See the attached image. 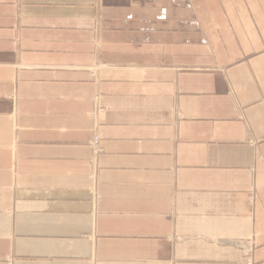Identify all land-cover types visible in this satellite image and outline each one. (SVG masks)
<instances>
[{
	"label": "crops",
	"instance_id": "0c3cea01",
	"mask_svg": "<svg viewBox=\"0 0 264 264\" xmlns=\"http://www.w3.org/2000/svg\"><path fill=\"white\" fill-rule=\"evenodd\" d=\"M0 264H264V0H0Z\"/></svg>",
	"mask_w": 264,
	"mask_h": 264
},
{
	"label": "built area",
	"instance_id": "2783aa9c",
	"mask_svg": "<svg viewBox=\"0 0 264 264\" xmlns=\"http://www.w3.org/2000/svg\"><path fill=\"white\" fill-rule=\"evenodd\" d=\"M95 100H96V97H95ZM91 146H92L95 157L102 152V149L100 146V137L97 134L96 130L94 131V134H93V140H92Z\"/></svg>",
	"mask_w": 264,
	"mask_h": 264
}]
</instances>
